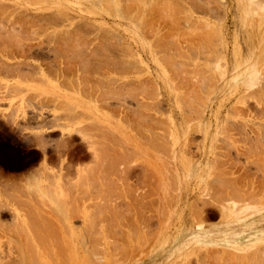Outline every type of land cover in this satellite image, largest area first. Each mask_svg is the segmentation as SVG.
Masks as SVG:
<instances>
[{
    "label": "rangeland",
    "instance_id": "374dc122",
    "mask_svg": "<svg viewBox=\"0 0 264 264\" xmlns=\"http://www.w3.org/2000/svg\"><path fill=\"white\" fill-rule=\"evenodd\" d=\"M0 31L17 57L0 72L6 256L264 264L262 225L248 251L175 240L229 212L264 221V0H0ZM38 215L58 218L41 236Z\"/></svg>",
    "mask_w": 264,
    "mask_h": 264
},
{
    "label": "bare ground",
    "instance_id": "6f19581e",
    "mask_svg": "<svg viewBox=\"0 0 264 264\" xmlns=\"http://www.w3.org/2000/svg\"><path fill=\"white\" fill-rule=\"evenodd\" d=\"M46 16L47 15H40V17L41 18H39L38 19V17L39 16H36V18H37V20H38V23H40V21L41 20H43V19H45L46 18ZM50 16V15H49ZM47 18H49V17H47ZM47 18L45 19V20H47ZM51 19V17L47 20L48 21V23H49V25H50V20ZM26 20V19H25ZM28 20V19H27ZM45 20H43L45 23L47 22V21H45ZM11 21V20H10ZM29 21V20H28ZM28 21H26V23L28 22ZM35 21V20H34ZM7 22V21H6ZM23 22H25V21H23ZM30 22V21H29ZM32 22V21H31ZM22 23V22H21ZM33 23V22H32ZM30 24L31 26H33L34 24H36L37 23V21L34 23V24ZM44 23V24H45ZM48 23L47 24H45V26L46 25H48ZM23 24V23H22ZM27 24H29V23H27ZM9 25H11V24H9ZM25 25V24H24ZM30 25H28V26H30ZM3 26V25H2ZM23 26V25H22ZM26 26V25H25ZM36 26V25H35ZM37 26H38V24H37ZM39 26H41V25H39ZM27 27V26H26ZM47 27V26H46ZM45 27V28H46ZM6 28V27H5ZM47 29V28H46ZM4 30V27L2 28V31ZM12 30V29H11ZM1 32V31H0ZM67 32V31H66ZM65 32V33H66ZM3 33V32H2ZM8 33V32H7ZM71 34V32L69 33V31H68V34L67 35H70ZM1 35V34H0ZM58 34H55V37L54 38H56V36H57ZM41 37V36H40ZM58 37V36H57ZM53 38V39H54ZM58 39V38H57ZM6 47H8V46H6ZM13 47V46H12ZM17 47V46H16ZM11 47H9V50H10V52H9V50H6V52H4V50H3V52H1V54L2 55H0L1 56V59H4V60H1L0 59V61H3V63L0 65V72L1 73H4V72H8V71H10V70H12V68H13V66H11V63H9V68H8V65H6L7 63L6 62H4V61H6L7 59H9V58H12V59H16L17 57H16V53H13L12 52V50L10 49ZM8 49V48H7ZM33 49V48H32ZM54 54H57L56 52L54 53ZM94 55V54H93ZM96 55H98V53L96 54ZM59 56V55H58ZM60 57V56H59ZM56 58H57V56H56ZM6 59V60H5ZM99 59V58H98ZM95 60V59H94ZM8 62V61H7ZM63 62V61H62ZM94 62V61H93ZM106 62V61H105ZM121 67L123 66L122 64H121V61H119V62H117ZM96 64V63H95ZM100 65H101V63H99ZM99 67V66H98ZM11 68V69H10ZM15 68V67H14ZM115 68V67H114ZM15 70V69H14ZM18 70V69H17ZM16 70V71H17ZM13 71V70H12ZM17 72H19V70L17 71ZM107 76H109V75H107ZM106 78V77H105ZM109 81V80H108ZM112 80H110L109 82H108V84L110 85V82H111ZM113 81H115V80H113ZM119 81V80H118ZM117 81H115V82H111V84H115ZM104 85V84H103ZM109 90V89H108ZM117 92V91H116ZM115 95V94H114ZM120 95V94H119ZM0 100H2V99H0ZM121 100V99H120ZM120 100H119V102H120ZM25 117L26 116H24V120H26V121H28L27 119H25ZM42 117V116H41ZM27 118V117H26ZM15 124V123H14ZM18 125V124H17ZM47 146V144H40L39 145V147H41L40 149L42 150V152H43V157H44V159H43V165L45 166V168L44 169H46L45 171H47L48 169L46 168L47 166H48V163H49V161L51 160H49V156H48V148H49V146H48V148L46 147ZM58 149V148H57ZM56 149V152L58 151ZM83 149H81V150H79L80 152H79V155H77V159H78V161L79 160H84L85 159V156H86V158H87V152L88 153H90V154H92V155H96L90 148H88L87 149V151H86V153H85V151H82ZM78 154V153H77ZM67 155V154H66ZM91 155V156H92ZM99 155V154H98ZM97 155V156H98ZM93 156V157H94ZM99 158L101 157V155L100 156H98ZM95 158V157H94ZM98 158V159H99ZM71 159H74L73 158V156H71V157H69L68 155L67 156H63V158L61 159V162L63 163V165H65L64 163H66V161L68 162L69 160H71ZM96 159V158H95ZM102 159V158H101ZM98 161V160H97ZM70 162V161H69ZM68 162V163H69ZM68 163H66V164H68ZM98 163V162H97ZM99 164V163H98ZM62 165V164H61ZM97 165V164H96ZM123 165V164H122ZM43 166V167H44ZM62 168H63V166H62ZM43 169V168H42ZM102 169V168H101ZM124 171H125V167H124ZM119 172V171H118ZM120 172H121V170H120ZM119 172V173H120ZM128 173V172H127ZM126 174V173H125ZM119 175V177L118 178H120V174H118ZM122 175H124V174H122ZM124 180V179H123ZM63 196V195H62ZM62 196H60V197H62ZM65 196V195H64ZM66 197V196H65ZM254 197V196H253ZM258 197V196H257ZM61 199H64V198H61ZM255 200V199H254ZM56 201V200H55ZM54 201V202H55ZM256 201V200H255ZM57 202V201H56ZM55 202V203H56ZM60 202V201H59ZM54 204V203H53ZM58 204V203H57ZM56 204V205H57ZM56 207H59V206H56ZM1 209V208H0ZM56 209V208H55ZM59 209H61V208H59ZM57 211V210H56ZM55 211V212H56ZM60 211V210H59ZM62 211V210H61ZM6 212H8V211H6V208H3V209H1L0 210V230H2V231H4V230H10V228H12V226H15L16 224V222H18V214L14 211V213H12V217L10 218V221H6L5 219L3 220V215L6 213ZM38 212V211H37ZM54 213V212H53ZM56 213H58V212H56ZM74 212H72L71 210H70V212L68 211L64 216H63V219L62 220H66V221H72V220H74V219H76V217L77 216H74L75 214H73ZM61 214H62V212H61ZM35 215V214H34ZM41 215V214H40ZM40 215H38L39 217H37L38 219H36L39 223H46L48 226H49V229H51L50 227H51V223H52V220L54 221V219H56L57 218V216H56V218L54 217V216H49L48 215V217H46L45 215V217L46 218H49L48 220H49V222H46V221H48L43 215V217H41ZM77 215V214H76ZM32 216H33V213H32ZM79 216V215H78ZM62 217V216H61ZM60 217V218H61ZM33 219H35L34 217H33ZM57 220H58V218H57ZM32 221V220H31ZM28 222V221H27ZM49 223V224H48ZM20 224V223H19ZM19 224H17V226L19 225ZM44 224H43V227H45V228H42V227H40V226H38L37 228H38V230L37 229H35L34 231H35V233L37 232V231H41V233L43 234L45 231H43V229L44 230H46V228L48 227L46 224V226H44ZM39 225H41L42 226V224H39ZM36 226V225H35ZM58 227H59V225H58ZM14 228V227H13ZM19 228V227H18ZM17 228V229H18ZM15 229H16V226H15ZM14 229V230H15ZM19 230V229H18ZM57 230V229H56ZM25 231V230H24ZM43 231V232H42ZM49 231L51 232V230H48L47 231V234L49 233ZM53 231V230H52ZM59 231V230H58ZM5 232V231H4ZM7 232H9V231H7ZM12 232V231H11ZM19 232H20V234H22L23 232H22V228H21V231L19 230ZM22 232V233H21ZM52 233V232H51ZM55 232L53 231V234H54ZM7 234V233H6ZM28 234V233H27ZM38 236H39V234H40V232L38 233H36ZM42 234H40V236L42 235ZM26 235V234H25ZM44 235H45V233H44ZM43 235V236H44ZM49 235V234H48ZM58 235V234H57ZM18 236H20V235H18ZM34 237V236H33ZM44 238L45 239H47L45 236H44ZM42 239V238H41ZM28 242L30 241V240H27ZM54 241H56V240H54ZM42 242V241H41ZM40 242V243H41ZM44 242V241H43ZM45 242H46V240H45ZM49 242V241H48ZM33 243V242H32ZM54 243V242H53ZM19 244V243H18ZM26 244V243H25ZM52 244V243H51ZM28 245V244H27ZM56 246V245H55ZM63 246V245H62ZM17 247H19V245H17ZM22 247H25V248H23L22 250H24V252L25 253H23V251H22V253L21 254H19L18 256H13L11 253H8L7 254V256L4 254V250L2 249V247L0 246V264H39V262H41V264H42V260H41V255L38 257L39 258V260L38 259H36V260H38V261H36V260H34V258H33V254L32 253H30V254H32V255H29L28 253L29 252H31V250H29V247L30 246H27V248H28V250L26 249V246H22ZM21 247V248H22ZM45 247V246H44ZM48 247V246H47ZM20 248V247H19ZM18 248V249H19ZM37 248V247H36ZM56 248V247H55ZM60 248V247H59ZM62 248V247H61ZM38 249V248H37ZM63 249V248H62ZM19 250H21V249H19ZM50 250V249H49ZM59 250V249H58ZM45 251V250H44ZM90 251V250H89ZM88 251V252H89ZM33 252V251H32ZM11 254V255H10ZM37 257V256H36ZM49 257V256H48ZM64 258H65V256H63ZM62 257V258H63ZM33 259V260H32ZM43 259V258H42ZM50 259V258H49ZM61 259V258H60ZM89 259V258H88ZM55 260V259H54ZM53 260V258H52V260L51 261H54ZM63 260V259H62ZM67 260V259H66ZM44 261H46V260H44ZM49 261V260H48ZM56 261V260H55ZM58 261V260H57ZM57 261L56 262H53V264H58L57 263ZM61 261V260H60ZM83 261V260H82ZM64 262V260L62 261V263ZM90 262H91V259H90ZM94 262V261H93ZM74 263V262H73ZM84 263H85V261H84ZM48 264H49V262H48ZM60 264V263H59ZM83 264V263H82ZM89 264H91V263H89Z\"/></svg>",
    "mask_w": 264,
    "mask_h": 264
},
{
    "label": "crops",
    "instance_id": "0c3cea01",
    "mask_svg": "<svg viewBox=\"0 0 264 264\" xmlns=\"http://www.w3.org/2000/svg\"><path fill=\"white\" fill-rule=\"evenodd\" d=\"M229 213L226 218L220 214L223 221L217 226H205L201 230H196L193 226L183 227L181 229L182 231L184 230L183 233L180 234L179 231L175 240L177 242L182 240L193 241L197 245L195 247L199 250H209V248L220 244L227 249L241 243V248H235V250L227 252L237 251V249L248 251L253 245L249 247L244 246V244H247L246 238L251 232L258 229L259 226L262 225L264 227L263 218L259 220L258 217L260 216H258L254 219H244L243 216H240L241 214L234 215L231 212ZM218 236H222V238L218 239ZM205 247L208 249H204ZM155 257H157V254ZM155 257L152 256L148 264L155 263Z\"/></svg>",
    "mask_w": 264,
    "mask_h": 264
}]
</instances>
